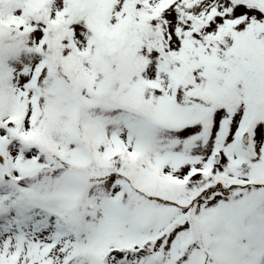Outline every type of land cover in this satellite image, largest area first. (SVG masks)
I'll use <instances>...</instances> for the list:
<instances>
[{
    "label": "snow or ice",
    "instance_id": "obj_1",
    "mask_svg": "<svg viewBox=\"0 0 264 264\" xmlns=\"http://www.w3.org/2000/svg\"><path fill=\"white\" fill-rule=\"evenodd\" d=\"M0 264H264V0H0Z\"/></svg>",
    "mask_w": 264,
    "mask_h": 264
}]
</instances>
